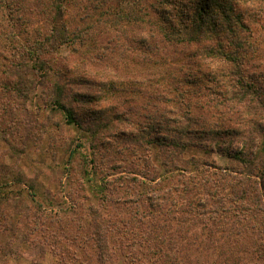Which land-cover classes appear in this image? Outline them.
Here are the masks:
<instances>
[{
  "label": "trees",
  "instance_id": "16d2710c",
  "mask_svg": "<svg viewBox=\"0 0 264 264\" xmlns=\"http://www.w3.org/2000/svg\"><path fill=\"white\" fill-rule=\"evenodd\" d=\"M129 32L124 67L160 71L141 123L111 105L124 82L52 63L113 57ZM46 135L65 156L43 204L12 163ZM0 138V264L24 247L31 264H264V0H0Z\"/></svg>",
  "mask_w": 264,
  "mask_h": 264
},
{
  "label": "rangeland",
  "instance_id": "374dc122",
  "mask_svg": "<svg viewBox=\"0 0 264 264\" xmlns=\"http://www.w3.org/2000/svg\"><path fill=\"white\" fill-rule=\"evenodd\" d=\"M130 30L131 28H128V31ZM103 32L100 34L102 37H104L105 33ZM130 32L126 34L122 43L120 40L115 43L117 44V52L115 55H113V57H108L110 54L108 51L109 54L106 53L105 56H102L100 53L102 57L99 59L88 60L85 59V55H81V53H83V49H80L76 53H72L69 47L64 46V48L54 55L52 63L54 65V69L57 71L64 68L67 71L65 74L68 78H81L82 80L91 82L92 79L99 81V77L102 76L103 79L106 80L113 79V81L117 80L118 82H124L127 88L131 89V91L127 90L122 93H116L113 98H111V105L117 107L120 111L128 115L130 121L141 123L145 121V118H143V115L145 114V107L148 104L150 106L155 104V100L152 97H155L154 93H157L158 87L153 86L151 82L153 80L156 81L160 75V71H156L154 74L150 71H145V69L136 70L132 68V65H130L129 68L124 67L126 63L130 64V61L126 60V57L131 59L132 56L139 55L133 52L134 49L138 48V45L135 43H131L132 48L128 50L126 56L122 55L121 57L120 55V53L123 51L120 45H126L127 40L125 39H128L127 37L130 35ZM113 36L114 34L110 37V39ZM134 36L135 35L131 34L129 37L132 38ZM138 52L141 53L139 50ZM92 61L93 63H91ZM143 70L145 73H143ZM139 71H141L143 74ZM56 78V76H52V81L56 80ZM78 87L81 89L80 87L85 86ZM41 94L42 92L37 97H35V102L32 104L33 107L37 108L39 106L38 102L41 101L39 98ZM41 106L45 107L43 104ZM54 112L57 113L55 110H53L50 112V114H54ZM127 127L129 130L132 129L131 125H128ZM66 134L67 136H70L71 139H74V142H76L75 144L84 143V147L81 149L84 155L89 153V142L87 140V142L85 141L86 134L84 132L73 130L69 132L67 131ZM77 139H79L80 142H78ZM82 140L84 141L81 142ZM54 142L55 141H53V139L49 138L47 135L42 139L41 142H30L26 147L25 152L22 153L18 159V163H12L13 160L9 158V145L0 138V158H5L8 162L10 161L12 164H15L19 170L26 172V174L30 177H34L36 174L40 173L37 180V201L43 204H47L46 193L57 195L61 188L60 184L57 182L58 178L55 174V168H58V166L61 165L65 154L62 151H59L56 155L51 152L50 146L54 144ZM193 156L203 157L204 154L198 152L196 149H191L187 152V157ZM213 158L217 165L221 167H225L229 164V160L220 154H215ZM63 187L64 186H62V188ZM63 191L66 193V190ZM23 249H25L26 257L17 261L12 260L10 264H31L29 260L35 256L36 251L28 250L26 247ZM52 249L53 248H49V251H52ZM47 261L52 262L59 260H56L55 257L48 253ZM71 264L83 263L81 261H74L71 262Z\"/></svg>",
  "mask_w": 264,
  "mask_h": 264
}]
</instances>
